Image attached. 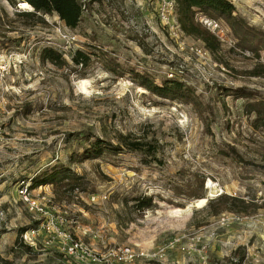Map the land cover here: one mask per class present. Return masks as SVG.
Here are the masks:
<instances>
[{"label":"rangeland","instance_id":"rangeland-1","mask_svg":"<svg viewBox=\"0 0 264 264\" xmlns=\"http://www.w3.org/2000/svg\"><path fill=\"white\" fill-rule=\"evenodd\" d=\"M231 1L264 30V0ZM90 3L70 29L57 15H26L32 7L0 0V52L10 63L24 61L0 75V264H109L125 246L144 256L120 264H264V131L244 111L248 98L223 94L225 87L243 88L264 99V78L249 74L259 60L236 47L224 23L216 54L192 36L171 38L156 15L157 0ZM45 47L67 63L43 61ZM77 50L91 55L87 68L72 61ZM171 68L197 104L153 95L133 80L144 72L160 82ZM82 79L90 82L86 89ZM119 133L157 144L156 158L123 150L71 161L96 138L116 145ZM61 164L88 185L70 196L57 195L51 184L35 189L63 220L51 234L17 187ZM219 195L245 199L248 210L227 200L210 205ZM135 196L152 197L153 206L123 205ZM203 197V206H189ZM22 228L36 229L22 235L30 250L17 241ZM63 233L101 260L66 256Z\"/></svg>","mask_w":264,"mask_h":264},{"label":"trees","instance_id":"trees-1","mask_svg":"<svg viewBox=\"0 0 264 264\" xmlns=\"http://www.w3.org/2000/svg\"><path fill=\"white\" fill-rule=\"evenodd\" d=\"M91 1L102 0H88V3L82 2V0H18V2L29 3L33 8L32 12H23V14L57 15L64 25L70 29H76L79 26L84 9H88ZM177 3L178 20L186 35L201 40L211 53H219L221 41L208 27L203 25L199 15L208 19L223 21L236 38V47L248 51L259 60L249 71L250 76L264 78V61H260V58L264 55V30L252 25L239 14L231 0H177ZM41 58L43 61H48L58 67H63L67 63L63 55L51 47H45L42 50ZM91 60V55L82 50H77L72 56V61L82 68H87ZM109 70L115 73L118 72L115 67H110ZM133 80L153 95L187 104L198 103L195 91L178 77H166L158 82L144 72H135ZM223 94L233 95L235 98H248L249 100L244 104V111L249 117L253 116V127L264 131L263 98L254 97L252 93L246 92L243 88L225 87ZM117 142L115 145L104 138H96L89 143V146L84 148L81 154L73 156L71 161L81 162L86 159L101 157L105 153L118 154L123 150L141 152L147 158H156L157 144L152 141H145L131 134L119 133ZM235 156L241 158L238 153ZM30 182L33 188L39 185L51 184L57 195L67 196L73 195L76 191H86L88 185L86 177L67 164L55 165L40 176L37 182L32 183L31 180ZM224 200L237 204L241 211L248 210L249 203L245 199L229 195H219L209 204L212 205L215 202ZM130 202H132L131 206ZM122 203L134 210H143L153 206V198L135 196L123 200ZM25 230V228L20 229L17 241L30 250L32 247L24 244L22 239Z\"/></svg>","mask_w":264,"mask_h":264},{"label":"built area","instance_id":"built-area-1","mask_svg":"<svg viewBox=\"0 0 264 264\" xmlns=\"http://www.w3.org/2000/svg\"><path fill=\"white\" fill-rule=\"evenodd\" d=\"M177 0H157L156 3V15L163 25L164 29L167 31L168 35L171 38L178 39L180 36L184 35V31L181 28V25L178 20V12H177ZM203 19V20H202ZM201 20L215 35L219 38V35L224 34L225 25H223V21L221 20H212L203 17ZM225 24V23H224ZM195 50L198 54L204 55L207 52L204 48L195 47ZM22 59H15L11 63L8 62L7 57L4 53L0 52V75H4L7 68H15L20 67L23 64ZM177 70L170 69L168 73L169 78L177 77ZM2 102V96L0 95V103ZM46 185H39L36 188L31 186V182L28 180H22L18 187L17 192L20 199L27 204L28 209L31 212L37 213L41 217V228L46 230L48 233H56L59 231L60 223L63 222L62 219L55 216L49 210L47 203L45 201V197L39 194L38 196H34V191L37 188H43ZM94 199V197H92ZM51 202V200H50ZM60 222V223H59ZM26 235L29 237L34 236L36 234V229H29L25 231ZM29 232L31 235H29ZM88 231L83 229V233L86 234ZM64 238V246L62 248V252L70 257L77 259L79 261H100L101 257L95 253H93L92 249L85 244L80 239H75L71 233H63ZM137 256H144V253L136 254V252L128 247H121L115 253V259L109 264H120L122 262H132Z\"/></svg>","mask_w":264,"mask_h":264},{"label":"bare ground","instance_id":"bare-ground-1","mask_svg":"<svg viewBox=\"0 0 264 264\" xmlns=\"http://www.w3.org/2000/svg\"><path fill=\"white\" fill-rule=\"evenodd\" d=\"M21 6V8H23V9H31V6L29 5V3H27V2H21V4H20ZM90 82L87 80V79H82L81 80V86L83 87V88H87V85L89 84ZM212 183V182H211ZM211 185V184H210ZM210 189V188H209ZM208 200H207V198H205V197H203V198H199V199H197L193 204H189V206L190 207H192V206H194V207H196V208H199V207H201V206H203L206 202H207Z\"/></svg>","mask_w":264,"mask_h":264}]
</instances>
